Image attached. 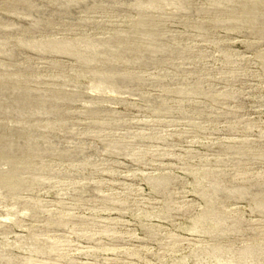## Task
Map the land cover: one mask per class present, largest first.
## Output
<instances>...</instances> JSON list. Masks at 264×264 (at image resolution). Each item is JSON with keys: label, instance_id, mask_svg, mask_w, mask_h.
Wrapping results in <instances>:
<instances>
[{"label": "rangeland", "instance_id": "1", "mask_svg": "<svg viewBox=\"0 0 264 264\" xmlns=\"http://www.w3.org/2000/svg\"><path fill=\"white\" fill-rule=\"evenodd\" d=\"M0 264H264V0H0Z\"/></svg>", "mask_w": 264, "mask_h": 264}]
</instances>
